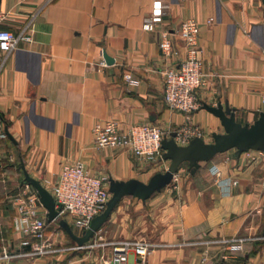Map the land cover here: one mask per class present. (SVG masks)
<instances>
[{
  "label": "crops",
  "instance_id": "1",
  "mask_svg": "<svg viewBox=\"0 0 264 264\" xmlns=\"http://www.w3.org/2000/svg\"><path fill=\"white\" fill-rule=\"evenodd\" d=\"M155 4L163 10L159 29L197 21L200 102L225 100L240 121L264 110V0H0V25L30 35L17 39L0 64V249L17 248L14 197L22 168L47 189L61 165L76 160L106 184L108 176L145 180L159 169L163 160L144 162L126 147L96 145L95 123L152 122L166 135L195 124L204 140L223 130L201 104L191 113L165 104L169 59L157 45L158 30L141 27ZM170 33L177 58L184 56L183 41ZM263 164L255 148L216 152L192 173L178 168L174 188L166 184L143 200L123 195L81 247H72L52 220L47 230L61 247L56 253L12 255L0 264H110L108 242L121 238L153 242L143 257L129 251L124 264H220L221 239L230 236L245 238L239 264H264Z\"/></svg>",
  "mask_w": 264,
  "mask_h": 264
},
{
  "label": "built area",
  "instance_id": "2",
  "mask_svg": "<svg viewBox=\"0 0 264 264\" xmlns=\"http://www.w3.org/2000/svg\"><path fill=\"white\" fill-rule=\"evenodd\" d=\"M162 14V6L155 4L150 13L143 18L141 27L149 31L158 30L157 45L161 55L169 59V63L162 70V97L165 104L171 109L191 113L201 104L195 92L196 87L202 83L200 47L197 45L198 24L193 18L187 17L170 29H159V24L163 20ZM4 15V12L0 11V22ZM170 32L183 41L184 56L177 58L178 50L172 44ZM19 38L30 40V35L22 31L14 33L0 25V64L3 55L15 46ZM99 62L104 63L103 59ZM123 77L127 81H135L129 72H123ZM92 130L93 142L98 146L126 147L144 162L163 160L161 138L166 132L158 124L134 122L126 128H121L116 120L106 119L101 123H95ZM174 130V139L178 143H185L191 136L200 135V130L195 124L185 123ZM3 134L0 120V136ZM256 154L264 156V152L259 149H256ZM178 177L177 168L169 181L172 188L176 187ZM262 181L264 182V176ZM105 182V176L90 172L78 160L62 164L55 181L48 189L53 195L54 206H58L57 217L65 218L69 224L79 229L85 228L90 218L104 207L109 196ZM20 185V190L14 197L17 200L14 223L19 232L17 248L10 250L2 247L0 258L12 255L36 256L56 253L61 247L54 244L52 231L47 230L50 221L45 217V209L38 200L34 188L25 179ZM244 239L243 236L221 239L225 250L219 254L220 264H239L237 256L243 248ZM108 243L111 246L106 260L110 264H124L129 251L143 257L153 245V242L147 239L130 238L109 240ZM82 245L75 244L72 247Z\"/></svg>",
  "mask_w": 264,
  "mask_h": 264
},
{
  "label": "water",
  "instance_id": "3",
  "mask_svg": "<svg viewBox=\"0 0 264 264\" xmlns=\"http://www.w3.org/2000/svg\"><path fill=\"white\" fill-rule=\"evenodd\" d=\"M103 55L107 61V55ZM201 106L219 118L223 130L212 131L211 140H204L201 135H193L185 143H178L174 139V129L170 130L168 135L164 134L161 138V158L168 159L165 168L152 172L145 180L133 176L125 179L108 176L109 196L104 207L90 218L88 225L79 233L73 231L65 218L57 217L58 206H54L53 195L39 179L29 175L22 168L23 178L34 188L38 200L45 209L46 219L55 220L77 245L84 244L107 219L110 211L123 195L145 199L152 192L168 184L172 174L182 162H186L188 171L192 173L199 166L200 161L207 160L216 152L230 147H234L238 152L249 148L264 152V110L254 108L251 121H240L235 118L234 108L225 100L223 103L218 100L214 104L203 101ZM7 134L9 135L8 132Z\"/></svg>",
  "mask_w": 264,
  "mask_h": 264
},
{
  "label": "rangeland",
  "instance_id": "4",
  "mask_svg": "<svg viewBox=\"0 0 264 264\" xmlns=\"http://www.w3.org/2000/svg\"><path fill=\"white\" fill-rule=\"evenodd\" d=\"M211 140V139H210ZM167 162H168V159H163V161H161V164L158 166V170H162V169H164L165 168V166L167 165ZM200 164V163H199ZM264 165V164H263ZM178 168H181V169H183V171H185V168H187V165H186V162H182L179 166H178ZM264 168V167H263ZM180 174V173H179ZM169 184V183H168ZM71 225V224H70ZM71 227H72V225H71ZM50 229V228H49ZM99 229V228H98ZM97 229V230H98ZM96 230V231H97ZM95 231V232H96ZM95 234V233H94ZM93 237V236H92ZM91 237V238H92ZM104 240H107L106 238L104 239ZM99 242H103L102 241V239H101V241H99Z\"/></svg>",
  "mask_w": 264,
  "mask_h": 264
},
{
  "label": "trees",
  "instance_id": "5",
  "mask_svg": "<svg viewBox=\"0 0 264 264\" xmlns=\"http://www.w3.org/2000/svg\"><path fill=\"white\" fill-rule=\"evenodd\" d=\"M188 170V169H187Z\"/></svg>",
  "mask_w": 264,
  "mask_h": 264
}]
</instances>
